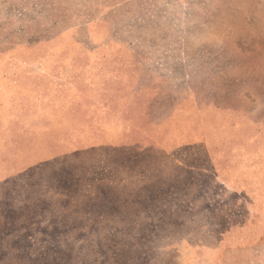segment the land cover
Instances as JSON below:
<instances>
[{
  "label": "rangeland",
  "instance_id": "obj_1",
  "mask_svg": "<svg viewBox=\"0 0 264 264\" xmlns=\"http://www.w3.org/2000/svg\"><path fill=\"white\" fill-rule=\"evenodd\" d=\"M0 264H264V0H0Z\"/></svg>",
  "mask_w": 264,
  "mask_h": 264
},
{
  "label": "crops",
  "instance_id": "obj_2",
  "mask_svg": "<svg viewBox=\"0 0 264 264\" xmlns=\"http://www.w3.org/2000/svg\"><path fill=\"white\" fill-rule=\"evenodd\" d=\"M259 246L254 245L251 247H245V248H241V249H236L238 253H244V254H251V255H255V253L258 251Z\"/></svg>",
  "mask_w": 264,
  "mask_h": 264
}]
</instances>
